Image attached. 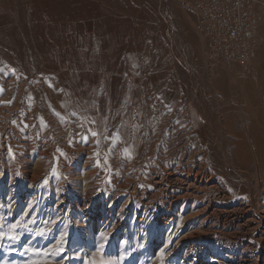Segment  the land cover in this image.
Wrapping results in <instances>:
<instances>
[{"label": "rangeland", "instance_id": "obj_1", "mask_svg": "<svg viewBox=\"0 0 264 264\" xmlns=\"http://www.w3.org/2000/svg\"><path fill=\"white\" fill-rule=\"evenodd\" d=\"M195 1L0 0V264H257L254 232L153 182L220 171L224 203L264 210V0L245 63Z\"/></svg>", "mask_w": 264, "mask_h": 264}, {"label": "bare ground", "instance_id": "obj_2", "mask_svg": "<svg viewBox=\"0 0 264 264\" xmlns=\"http://www.w3.org/2000/svg\"><path fill=\"white\" fill-rule=\"evenodd\" d=\"M193 87V86H192ZM189 88L187 93L193 94L194 92H198L201 97L207 98V88L204 85H200L196 88ZM228 87V86H227ZM230 87V86H229ZM231 88V87H230ZM229 88V89H230ZM174 89L170 88L169 91ZM179 89V88H178ZM186 89V90H187ZM216 89V88H215ZM223 89V88H222ZM176 90V89H174ZM185 90V89H184ZM221 90V88H220ZM219 90V91H220ZM228 92V88L226 89ZM176 92V91H174ZM226 92V93H227ZM223 93V92H222ZM229 93V92H228ZM225 95V94H224ZM233 110V109H232ZM226 118V117H225ZM217 119V118H216ZM230 120V119H229ZM215 122V121H214ZM228 123V122H227ZM230 123V122H229ZM219 124V123H218ZM217 124V125H218ZM231 125V124H230ZM221 127V126H220ZM205 129V128H204ZM214 131V130H213ZM218 132V131H217ZM184 134V133H183ZM210 134V133H208ZM219 134V133H218ZM204 136V134H203ZM211 136V135H210ZM213 136V135H212ZM200 137V135H199ZM207 138V137H206ZM224 138V137H223ZM213 139V138H212ZM204 141L209 143V139H203ZM214 140V139H213ZM237 140V139H236ZM217 143H220V136L216 137ZM207 144V143H206ZM211 144V143H210ZM222 144V143H221ZM213 145V144H212ZM211 145V146H212ZM219 145V144H218ZM208 146V145H207ZM215 146V145H214ZM217 146V145H216ZM261 147V145H260ZM211 148V147H210ZM214 148V147H213ZM212 149V148H211ZM259 149V148H258ZM198 150V149H197ZM213 153V152H212ZM223 153V151H222ZM222 155V154H221ZM208 158V156H207ZM222 160V159H221ZM225 160V159H224ZM225 162V161H224ZM223 164V163H222ZM192 165V164H191ZM226 165V166H225ZM179 166V165H178ZM224 173L228 174L229 167L227 164H224ZM207 173L205 170H197L194 169H170L167 172L161 173V175H156L154 177L153 182L161 191V194L167 196L168 192L172 190V188H179L184 191V193L180 196L175 197L172 200L168 201V204L176 203L180 198L184 200L192 199L195 203L199 201L200 198L204 201V219H222L227 224L234 225L235 228L238 227L242 230H251L254 232L260 240L264 243V210H258L253 203H242L236 202L231 204H226L228 199L231 197V189L224 187L218 180L220 171L209 170ZM214 172V175L212 174ZM237 172V171H236ZM152 176V175H151ZM243 180V179H242ZM247 181V180H246ZM246 183V182H245ZM249 183V182H248ZM250 185V184H249ZM230 187V186H229ZM236 187V186H235ZM248 187V186H247ZM249 188V187H248ZM156 189V188H155ZM158 191V190H157ZM174 191V190H173ZM156 192V191H155ZM236 192V191H235ZM160 194V193H159ZM158 195V194H157ZM159 196V195H158ZM170 196V195H169ZM166 198V197H165ZM168 198V197H167ZM205 199V200H204ZM242 199V198H241ZM250 201V200H249ZM247 202V201H246ZM168 205V206H169ZM182 205V204H181ZM167 206V205H166ZM261 207V206H260ZM201 209H199L200 211ZM196 211V210H195ZM190 212V211H189ZM200 213V212H199ZM186 217V216H185ZM170 218V217H169ZM203 218V217H202ZM202 220V219H201ZM215 222V221H214ZM164 223V222H163ZM219 224V223H217ZM216 224V225H217ZM214 226V224H213ZM212 229V228H210ZM222 229V228H221ZM209 230V229H208ZM215 230V229H213ZM216 231V230H215ZM237 231V230H236ZM209 232V231H208ZM214 232V231H213ZM224 232V231H223ZM234 232V231H233ZM248 232V231H247ZM191 234V233H190ZM235 234V233H234ZM193 235V234H192ZM236 235V234H235ZM189 236V235H188ZM197 237V236H196ZM189 238V237H188ZM224 238V237H223ZM251 238V237H250ZM227 239V238H226ZM256 240V239H255ZM256 243V242H255ZM249 248V247H248ZM254 248V247H253ZM251 251V250H250ZM253 251V250H252ZM257 264L264 263V252L256 255ZM251 260V259H250Z\"/></svg>", "mask_w": 264, "mask_h": 264}, {"label": "built area", "instance_id": "obj_3", "mask_svg": "<svg viewBox=\"0 0 264 264\" xmlns=\"http://www.w3.org/2000/svg\"><path fill=\"white\" fill-rule=\"evenodd\" d=\"M196 29L211 42L214 54L225 63H245L255 52L259 15L251 0H197Z\"/></svg>", "mask_w": 264, "mask_h": 264}, {"label": "snow or ice", "instance_id": "obj_4", "mask_svg": "<svg viewBox=\"0 0 264 264\" xmlns=\"http://www.w3.org/2000/svg\"><path fill=\"white\" fill-rule=\"evenodd\" d=\"M94 135H95V134H94ZM15 227H16V225H12V228H13V229H14ZM40 234H43V233L41 232ZM5 235H7L9 239H13V240L18 239V237L15 236V235H13L11 231H9L8 233L0 232V237H3V236H5Z\"/></svg>", "mask_w": 264, "mask_h": 264}]
</instances>
